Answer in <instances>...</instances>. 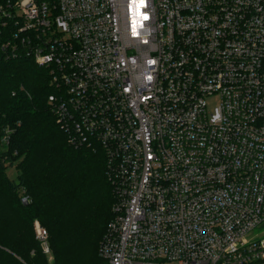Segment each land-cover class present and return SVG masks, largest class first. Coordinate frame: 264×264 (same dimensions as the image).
Instances as JSON below:
<instances>
[{"label":"built area","instance_id":"2783aa9c","mask_svg":"<svg viewBox=\"0 0 264 264\" xmlns=\"http://www.w3.org/2000/svg\"><path fill=\"white\" fill-rule=\"evenodd\" d=\"M140 2L0 0V62L45 68L67 141L104 155L99 264H264V0Z\"/></svg>","mask_w":264,"mask_h":264},{"label":"trees","instance_id":"16d2710c","mask_svg":"<svg viewBox=\"0 0 264 264\" xmlns=\"http://www.w3.org/2000/svg\"><path fill=\"white\" fill-rule=\"evenodd\" d=\"M52 91L47 70L32 58L0 62V264L101 262L98 245L114 202L104 155L67 141L48 103ZM8 166L16 167V181ZM35 219L47 230L51 261Z\"/></svg>","mask_w":264,"mask_h":264},{"label":"rangeland","instance_id":"374dc122","mask_svg":"<svg viewBox=\"0 0 264 264\" xmlns=\"http://www.w3.org/2000/svg\"><path fill=\"white\" fill-rule=\"evenodd\" d=\"M206 102H207V109L209 111H212L213 108L215 107V105H217V97L213 96V97H208L206 99ZM6 174L8 175V177L11 179V180H14L16 181V178H17V170H16V167L15 166H8L6 168ZM36 222H39L41 224V222L38 220V219H35L33 221V229H34V232H35V223ZM42 225V224H41ZM43 226V225H42ZM44 227V226H43ZM45 228V227H44ZM257 231H260V229H257ZM161 264H177V262L175 261H165V262H162Z\"/></svg>","mask_w":264,"mask_h":264},{"label":"snow or ice","instance_id":"6c2138e0","mask_svg":"<svg viewBox=\"0 0 264 264\" xmlns=\"http://www.w3.org/2000/svg\"><path fill=\"white\" fill-rule=\"evenodd\" d=\"M140 6H141V7L144 6L143 0H141V2H140ZM146 18H147V17H145V19H146Z\"/></svg>","mask_w":264,"mask_h":264}]
</instances>
